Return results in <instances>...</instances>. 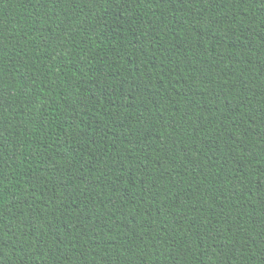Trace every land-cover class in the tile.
Instances as JSON below:
<instances>
[{
  "label": "trees",
  "instance_id": "16d2710c",
  "mask_svg": "<svg viewBox=\"0 0 264 264\" xmlns=\"http://www.w3.org/2000/svg\"><path fill=\"white\" fill-rule=\"evenodd\" d=\"M0 264H264V0H0Z\"/></svg>",
  "mask_w": 264,
  "mask_h": 264
}]
</instances>
